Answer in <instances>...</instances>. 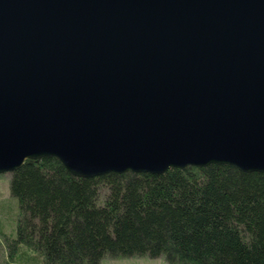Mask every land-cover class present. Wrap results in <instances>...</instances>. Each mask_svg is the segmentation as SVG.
Returning a JSON list of instances; mask_svg holds the SVG:
<instances>
[{"label": "water", "instance_id": "obj_1", "mask_svg": "<svg viewBox=\"0 0 264 264\" xmlns=\"http://www.w3.org/2000/svg\"><path fill=\"white\" fill-rule=\"evenodd\" d=\"M264 172V0H0V174Z\"/></svg>", "mask_w": 264, "mask_h": 264}, {"label": "trees", "instance_id": "obj_2", "mask_svg": "<svg viewBox=\"0 0 264 264\" xmlns=\"http://www.w3.org/2000/svg\"><path fill=\"white\" fill-rule=\"evenodd\" d=\"M9 192L15 238L0 230V264H264V172L210 164L80 178L44 157L9 172Z\"/></svg>", "mask_w": 264, "mask_h": 264}, {"label": "rangeland", "instance_id": "obj_3", "mask_svg": "<svg viewBox=\"0 0 264 264\" xmlns=\"http://www.w3.org/2000/svg\"><path fill=\"white\" fill-rule=\"evenodd\" d=\"M2 211V214H1ZM17 218V206L15 200L10 196L9 192V173L0 174V230L7 238H15V221ZM1 242H5L2 238ZM2 249L0 247V256ZM101 264H166L164 260L159 257L155 259L130 257L126 259H108L104 258Z\"/></svg>", "mask_w": 264, "mask_h": 264}]
</instances>
